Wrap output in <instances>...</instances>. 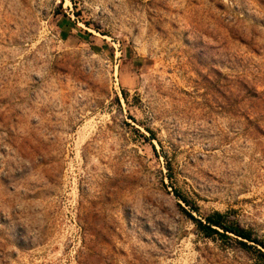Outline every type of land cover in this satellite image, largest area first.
I'll list each match as a JSON object with an SVG mask.
<instances>
[{"label": "rangeland", "instance_id": "obj_1", "mask_svg": "<svg viewBox=\"0 0 264 264\" xmlns=\"http://www.w3.org/2000/svg\"><path fill=\"white\" fill-rule=\"evenodd\" d=\"M174 190L264 238V0H0V264H263Z\"/></svg>", "mask_w": 264, "mask_h": 264}, {"label": "trees", "instance_id": "obj_2", "mask_svg": "<svg viewBox=\"0 0 264 264\" xmlns=\"http://www.w3.org/2000/svg\"><path fill=\"white\" fill-rule=\"evenodd\" d=\"M174 193L186 205L190 206L188 216L196 228L206 237H218L221 240H234L246 250L256 252L264 264V238H258L250 229L242 227L229 211L221 212L214 210L205 215H200L198 205L189 203L188 199L179 191ZM193 212L198 216L193 215Z\"/></svg>", "mask_w": 264, "mask_h": 264}]
</instances>
